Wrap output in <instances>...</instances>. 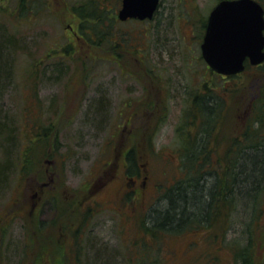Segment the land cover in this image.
<instances>
[{
	"label": "rangeland",
	"instance_id": "1",
	"mask_svg": "<svg viewBox=\"0 0 264 264\" xmlns=\"http://www.w3.org/2000/svg\"><path fill=\"white\" fill-rule=\"evenodd\" d=\"M88 1L104 6L106 23L115 19L121 44L80 32L85 19L74 8ZM217 1L161 0L152 19L121 21V0H0V37L15 43L0 91V114L13 128V135L0 137V264H63L57 253L76 245L83 264L100 263L102 250L114 264H207L213 258L234 264L236 248L251 236L249 213L240 205L225 236L226 226L150 232L153 212L167 206L168 188L186 175L179 127L192 97L204 82L214 84L216 94L222 88H241L248 98L261 92L258 70L223 76L202 56L203 22ZM251 105L237 106V119L231 116L222 132L241 135ZM43 127H50L46 139L35 135ZM225 140L210 159L218 160ZM131 148L143 172L137 184L124 174ZM52 194L65 200L55 222L57 206L44 201ZM117 194L121 209L110 200ZM37 217L46 222V237ZM253 237L262 263L264 229Z\"/></svg>",
	"mask_w": 264,
	"mask_h": 264
},
{
	"label": "trees",
	"instance_id": "2",
	"mask_svg": "<svg viewBox=\"0 0 264 264\" xmlns=\"http://www.w3.org/2000/svg\"><path fill=\"white\" fill-rule=\"evenodd\" d=\"M96 6H93L91 1L75 6L74 12L85 19L80 25V32L88 37L91 36V39H94L91 32H95L97 35L100 34L99 36L105 35L113 39L114 45L121 44L115 40L119 33L115 26V19H108L110 23H106L104 6L99 9H96ZM86 7L89 8L84 10ZM206 22V20L203 22L204 33ZM101 24L105 34L100 33L102 31L99 29ZM122 35L120 34V36ZM125 45L126 43L123 44V46ZM14 47L15 43L11 42L10 38L0 37V91L2 83L10 77L11 66L8 51ZM249 69H256L260 73L258 85L261 86V92L255 98L245 97L241 88H222V94H216L217 87L207 82L203 84V91H198V94L192 97L179 127L180 135L183 136L182 140L185 142L183 149L185 150V159L182 160L181 167L186 175L172 188H168L167 206L163 209L157 208L153 212V221L150 225V232L153 234L156 230L174 234L181 233L187 228L206 227L213 230L217 226H226L225 236L227 229L232 224L230 222L233 208L238 210L240 205L245 214L249 213V219L245 221V231L251 233V236L249 235L250 238L246 245L239 247V250L236 248L234 264H258L254 253L257 239L253 237V233L257 230L259 234L264 229V63L259 66L247 63L246 70ZM35 72H37L36 69L31 70L30 77ZM30 85L32 86V84ZM240 95L244 96L246 100L238 103L236 99ZM230 96L233 100L230 99ZM248 102L252 103L251 112L248 118L240 123L241 135L236 133L235 137L231 139L233 131H230L231 135L229 131L222 132L223 128H226L225 123L231 116L237 119L236 115L240 113L237 112V106L242 109L247 106ZM2 116L4 117V114H0V137H7V132L9 135H13V128L3 121ZM45 127H43V133L35 131L36 137L48 136L50 127ZM226 133L230 136L226 137ZM221 137L226 139L227 146L224 152H219L218 160L210 159L211 155H217ZM49 140L50 138L44 140L46 145ZM149 148L152 149V147ZM133 152L134 149L131 148L130 154L126 156L129 171L134 169L138 163ZM24 167L22 177L26 176V173L23 175L26 172V166ZM3 178L4 176L1 175L0 179ZM53 196V194L48 198L46 196L44 200L51 199L55 204L57 203V206L65 201L64 199L59 201ZM59 196L61 197V195ZM37 220H39L38 217ZM44 229L46 226L40 227L39 225V230L45 235L42 236L46 237ZM75 243H79L77 237ZM61 251L59 248V253ZM108 252L102 250L98 253L97 256H100L99 260L102 262L98 264H114L113 257L106 255ZM23 256L25 255L21 253V257ZM144 256L139 257L137 261L142 260ZM56 259L61 260L63 264H83L86 260L82 259L77 245L73 246L71 253H57ZM130 260L134 261V259ZM214 260V258L210 259L207 264H215ZM34 262L36 263V261ZM28 263L35 264L26 261V259L19 262V264ZM89 264L93 263L89 262Z\"/></svg>",
	"mask_w": 264,
	"mask_h": 264
},
{
	"label": "water",
	"instance_id": "3",
	"mask_svg": "<svg viewBox=\"0 0 264 264\" xmlns=\"http://www.w3.org/2000/svg\"><path fill=\"white\" fill-rule=\"evenodd\" d=\"M160 0H123L119 18H152ZM207 63L222 74H237L264 62V8L256 0H220L211 10L201 45ZM264 264V263H260Z\"/></svg>",
	"mask_w": 264,
	"mask_h": 264
},
{
	"label": "flooded vegetation",
	"instance_id": "4",
	"mask_svg": "<svg viewBox=\"0 0 264 264\" xmlns=\"http://www.w3.org/2000/svg\"><path fill=\"white\" fill-rule=\"evenodd\" d=\"M259 1H261L263 4H264V2L262 1V0H259ZM126 165H127V163H126ZM138 168V169H137ZM132 171V172H131ZM131 171H129V169H128V167L124 170V174H125V176H127V177H129L130 179H131V181H132V183L134 184H137V177L139 176V175H141L143 172H142V170H139V164L137 163V166L136 167H134V169H132ZM137 176V177H136ZM145 177H147V175H145ZM110 200L112 201V202H114V204H115V206L116 207H118L119 209H121L122 208V206H121V203H122V201H121V194H117L115 197H111L110 198ZM54 206H52V208H53ZM59 207V206H58ZM58 207H56V209H55V215H54V217H53V220H54V222H55V220H58V218H59V212H60V208H58ZM67 216V215H66ZM61 219H62V217H60ZM41 219H42V222H41V225H43V223H44V220H43V218L41 217ZM84 236V235H83Z\"/></svg>",
	"mask_w": 264,
	"mask_h": 264
},
{
	"label": "bare ground",
	"instance_id": "5",
	"mask_svg": "<svg viewBox=\"0 0 264 264\" xmlns=\"http://www.w3.org/2000/svg\"><path fill=\"white\" fill-rule=\"evenodd\" d=\"M119 10H120V7H119V9L117 10V14H119Z\"/></svg>",
	"mask_w": 264,
	"mask_h": 264
}]
</instances>
